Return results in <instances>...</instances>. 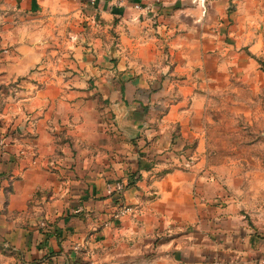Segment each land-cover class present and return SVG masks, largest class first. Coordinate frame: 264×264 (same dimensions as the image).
<instances>
[{
    "label": "crops",
    "instance_id": "0c3cea01",
    "mask_svg": "<svg viewBox=\"0 0 264 264\" xmlns=\"http://www.w3.org/2000/svg\"><path fill=\"white\" fill-rule=\"evenodd\" d=\"M207 2L0 0V264H264L208 127L216 30L255 9Z\"/></svg>",
    "mask_w": 264,
    "mask_h": 264
},
{
    "label": "rangeland",
    "instance_id": "374dc122",
    "mask_svg": "<svg viewBox=\"0 0 264 264\" xmlns=\"http://www.w3.org/2000/svg\"><path fill=\"white\" fill-rule=\"evenodd\" d=\"M249 3L244 11L255 9V20L241 33L251 29L250 37L230 34L224 25L214 37L217 80L208 102L209 151L211 165L225 176L231 173L228 186L264 232V0ZM212 6L201 5L204 11ZM238 9V1H230L226 12Z\"/></svg>",
    "mask_w": 264,
    "mask_h": 264
},
{
    "label": "built area",
    "instance_id": "2783aa9c",
    "mask_svg": "<svg viewBox=\"0 0 264 264\" xmlns=\"http://www.w3.org/2000/svg\"><path fill=\"white\" fill-rule=\"evenodd\" d=\"M92 1H96V0H92ZM194 2L202 5L203 7H205V3L206 0H193ZM153 4L152 3H148L146 5L142 4V3H138L136 4V7L139 9H150L152 8ZM0 151L3 153L6 151V142L4 140V137L0 136ZM110 190L112 192L116 191V192H121L123 191V189L125 188V183L122 180L117 181L115 184L109 186ZM85 211L84 207L79 206L76 211ZM130 211V207L123 205L121 207H119L115 212H114V218L120 219L122 216L126 215L127 213H129ZM86 212V211H85ZM75 248L78 250L81 248V244L77 243Z\"/></svg>",
    "mask_w": 264,
    "mask_h": 264
}]
</instances>
